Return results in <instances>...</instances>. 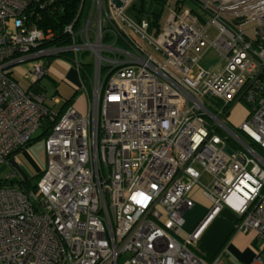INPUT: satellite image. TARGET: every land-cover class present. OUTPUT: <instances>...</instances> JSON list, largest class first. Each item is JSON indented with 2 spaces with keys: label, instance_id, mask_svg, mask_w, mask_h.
<instances>
[{
  "label": "built area",
  "instance_id": "2783aa9c",
  "mask_svg": "<svg viewBox=\"0 0 264 264\" xmlns=\"http://www.w3.org/2000/svg\"><path fill=\"white\" fill-rule=\"evenodd\" d=\"M56 1L0 0V164L56 123L37 190L0 186V264H224V251L208 260L192 248L225 207L256 234L248 264H264V155L252 145L264 150V0H178L162 26L128 18L141 0H81L69 42L45 46L56 32L27 9ZM211 49L220 71L200 65ZM54 57L76 68L84 110L60 115L59 99L33 88ZM24 63L27 90L13 76ZM242 101L247 140L228 123ZM203 172L211 207L184 234Z\"/></svg>",
  "mask_w": 264,
  "mask_h": 264
},
{
  "label": "rangeland",
  "instance_id": "374dc122",
  "mask_svg": "<svg viewBox=\"0 0 264 264\" xmlns=\"http://www.w3.org/2000/svg\"><path fill=\"white\" fill-rule=\"evenodd\" d=\"M143 1L144 2H140L138 6V9H140L139 7L143 6V10L141 11V13L136 11L134 8H129L126 13L128 18L137 22L138 17L152 20L155 18V14H159V25L162 26L166 23L170 12L177 7L178 0ZM183 7L200 9L198 5L191 0H184ZM215 36L216 33L211 32V37ZM148 49H150L156 57L160 58V54L158 55V52L154 49V47L148 46ZM79 57L80 59L83 58L81 51H79ZM47 58L48 57H44L43 59ZM60 62L63 61H59L56 57L52 58L50 73L44 76L37 84L33 86L34 89L40 87L45 90L48 104H53L54 99L56 98L65 101V99L70 98L74 94V92H77V99L82 94L81 90L77 89H82V84L76 68L73 65L69 64L68 66L65 64H61ZM90 63L92 64V57ZM29 64L30 63H24L16 66L15 72L13 73V76L18 81L20 86H22L26 90L31 86V83H29L28 79L25 77L23 71L28 67ZM224 64L225 61L222 60L213 49L206 51L204 56L200 60V65L207 71H211L215 67L217 71H220L223 68ZM220 110L221 106L216 105L215 113L218 114L217 111L220 112ZM251 110L252 105L242 101L233 107L228 117V123L229 126L232 127V130H234L236 134L245 139L246 136L237 129V125H240L247 118V115L251 112ZM239 115L243 116V119L238 120V118H240ZM46 140L47 135L44 134V127H40L33 134L32 143L30 145L16 152V154L13 156V159L9 158L8 161L0 164L1 182L3 184L5 183L19 187L20 181L24 178H27L29 179L31 185H36L44 175V171L47 169L48 158L45 150ZM230 142L233 143L232 140H230ZM255 147L258 150L257 145ZM260 151L264 155V151L262 149H260ZM14 171H17V174L12 179L6 180V176ZM212 180V175L207 172H203L200 179V184H198L195 189H197L199 193H201L203 189L208 190V188L211 187ZM194 202L195 205L193 206V208L187 210L184 213V224L182 226L183 232L190 233V231L188 230L190 228V215L197 213L202 205L204 207L209 206L207 204V200H204L203 197H201L200 200L194 198ZM237 223H239L238 216L233 211L225 207L207 224L204 232L202 233L200 239L197 241L194 247H196V250L199 251L198 253L201 252L202 254L205 253L203 248L211 249L212 247L213 249L217 247L224 240V238L222 239L220 234L228 232Z\"/></svg>",
  "mask_w": 264,
  "mask_h": 264
},
{
  "label": "trees",
  "instance_id": "16d2710c",
  "mask_svg": "<svg viewBox=\"0 0 264 264\" xmlns=\"http://www.w3.org/2000/svg\"><path fill=\"white\" fill-rule=\"evenodd\" d=\"M140 2H144V1L141 0ZM140 2H138L137 5H135L134 9L141 13V11L143 10V6L139 7L141 10L138 9ZM80 3H81V0H58L45 9H40L39 7L35 8L34 6L32 8L29 7L27 9L28 21L35 23L38 27L44 29L45 31L51 28L52 30L56 32L57 37L49 40L45 46L62 45L64 43L69 42L68 37L64 34V26L75 21V19L77 18L80 12V8H81ZM159 17H160L159 14H155V18L151 20L154 26H158ZM76 95H77V92H75L70 98L66 99V101L63 103L61 108L58 109L60 115L64 113V110L66 108L70 106H74V102L76 100L75 98H77ZM249 115L250 113L247 115V117ZM55 124L56 123L51 121L49 118H46L44 120L42 127H44V134L47 135V138L51 134ZM237 126L239 127V125ZM31 143H32V139L26 145L22 146L19 150L24 149ZM252 145L255 149H257L255 147L257 144L253 143ZM257 147H258V151L263 155V153L260 151V149L262 148L258 145ZM19 150L15 151L11 155V157L14 156L16 152H18ZM2 185H6V184L5 183L3 184L0 180V186ZM7 185H10V184H7ZM37 187H38L37 184L31 185L29 179L25 178L20 181V186L18 188H21L24 190H30V189L37 190ZM206 258L211 259L209 257H206Z\"/></svg>",
  "mask_w": 264,
  "mask_h": 264
},
{
  "label": "crops",
  "instance_id": "0c3cea01",
  "mask_svg": "<svg viewBox=\"0 0 264 264\" xmlns=\"http://www.w3.org/2000/svg\"><path fill=\"white\" fill-rule=\"evenodd\" d=\"M59 61H63L61 59H58ZM61 64H65L68 65V63H66L65 61L60 62ZM51 67V64H50ZM50 73V70H49ZM38 90H43L42 88L38 87ZM75 93V92H74ZM81 93V92H80ZM75 102H74V106H76L77 108L84 110L86 107V102H87V98L86 96L82 93L80 95V97L77 99L75 98ZM59 104H56V108L57 110L59 108H61V106L63 105V103L66 101H62L59 100ZM240 118H238V120L243 119V116L239 115ZM13 159V156L11 157ZM195 189V188H194ZM192 191L191 193V197L194 200L195 199H201V197L204 198V200H207V204L209 206H201L198 210L197 213L195 214H191L189 217V231H193L196 226L201 222L202 217L204 218L205 215L207 214V212L209 211L210 207H211V200L204 194V192L202 191L201 193H199L197 191V189H195ZM202 195V196H201ZM205 204V202H204ZM224 209V208H223ZM222 211V210H221ZM238 220L239 223L235 224L228 232L226 233H222L220 234V236L222 237V239L224 238V240L222 241V243H220L217 247L213 248L211 247V249H205L204 250V254H202L201 252L198 253L199 251L196 250V247H193V251L198 254L199 256L208 259L206 257L209 258H213L215 255H217L220 251H224L223 254V262L224 264H248L250 261L253 260V258L256 255V248H257V239H256V234L255 232H248V233H244L241 232L239 230V224H240V218L238 216ZM189 233V232H188ZM184 234H187V232H184ZM228 234V235H227ZM208 259V260H211Z\"/></svg>",
  "mask_w": 264,
  "mask_h": 264
},
{
  "label": "water",
  "instance_id": "95a60500",
  "mask_svg": "<svg viewBox=\"0 0 264 264\" xmlns=\"http://www.w3.org/2000/svg\"><path fill=\"white\" fill-rule=\"evenodd\" d=\"M231 153L233 152L232 150H230V148H227Z\"/></svg>",
  "mask_w": 264,
  "mask_h": 264
}]
</instances>
